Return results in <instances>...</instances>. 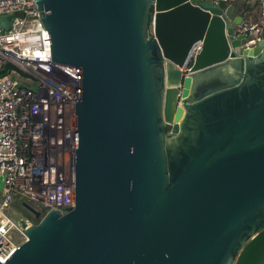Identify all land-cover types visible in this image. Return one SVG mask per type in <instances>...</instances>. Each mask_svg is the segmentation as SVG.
<instances>
[{"label":"water","instance_id":"water-1","mask_svg":"<svg viewBox=\"0 0 264 264\" xmlns=\"http://www.w3.org/2000/svg\"><path fill=\"white\" fill-rule=\"evenodd\" d=\"M35 3L51 61L81 70L74 205L22 203L38 223L15 215L0 264H264V38L245 46L234 3Z\"/></svg>","mask_w":264,"mask_h":264},{"label":"built area","instance_id":"built-area-1","mask_svg":"<svg viewBox=\"0 0 264 264\" xmlns=\"http://www.w3.org/2000/svg\"><path fill=\"white\" fill-rule=\"evenodd\" d=\"M260 7V25L237 27V34L247 37L246 47L264 38V0ZM2 16H12L8 29L0 26V259L5 262L25 241L15 215L30 222L12 209L16 195L42 215L74 205V108L81 70L51 61L35 0H0Z\"/></svg>","mask_w":264,"mask_h":264},{"label":"rangeland","instance_id":"rangeland-1","mask_svg":"<svg viewBox=\"0 0 264 264\" xmlns=\"http://www.w3.org/2000/svg\"><path fill=\"white\" fill-rule=\"evenodd\" d=\"M258 1V0H256ZM249 2V1H248ZM250 5V3H248ZM253 23H255L256 21H252ZM3 197V176L0 173V199ZM27 200L24 196L22 195H16L14 197L13 202L11 203V207L12 209L16 212L21 214L24 218L28 219L30 222L32 223H38L37 220L34 219L33 216H31L27 210H25L22 206L21 203L23 201ZM29 204L34 205L33 203H31L30 201H28Z\"/></svg>","mask_w":264,"mask_h":264},{"label":"trees","instance_id":"trees-1","mask_svg":"<svg viewBox=\"0 0 264 264\" xmlns=\"http://www.w3.org/2000/svg\"><path fill=\"white\" fill-rule=\"evenodd\" d=\"M259 11V12H258ZM255 13L251 12V9L248 8L247 6L244 5L242 9V17H243V22L248 24V25H260L259 23L262 20V10H258ZM260 14V15H259ZM252 21H256L253 23ZM167 133L169 132V128H167Z\"/></svg>","mask_w":264,"mask_h":264},{"label":"crops","instance_id":"crops-1","mask_svg":"<svg viewBox=\"0 0 264 264\" xmlns=\"http://www.w3.org/2000/svg\"><path fill=\"white\" fill-rule=\"evenodd\" d=\"M227 2L229 4L234 3V5L239 9V13L241 15H242V9H243L244 5L247 6L248 8H250L252 13H255L256 11L261 9L260 0H258V1H256V0H227ZM248 3H250V5ZM244 24H246V23H244Z\"/></svg>","mask_w":264,"mask_h":264}]
</instances>
